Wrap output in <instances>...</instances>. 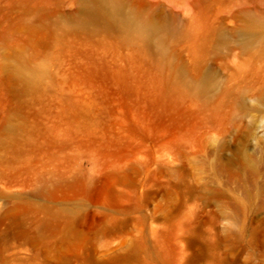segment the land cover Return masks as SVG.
Here are the masks:
<instances>
[{
	"label": "rangeland",
	"instance_id": "obj_1",
	"mask_svg": "<svg viewBox=\"0 0 264 264\" xmlns=\"http://www.w3.org/2000/svg\"><path fill=\"white\" fill-rule=\"evenodd\" d=\"M123 1L0 0V264H264V0Z\"/></svg>",
	"mask_w": 264,
	"mask_h": 264
},
{
	"label": "bare ground",
	"instance_id": "obj_2",
	"mask_svg": "<svg viewBox=\"0 0 264 264\" xmlns=\"http://www.w3.org/2000/svg\"><path fill=\"white\" fill-rule=\"evenodd\" d=\"M123 7V0H83L81 6L82 10H84L87 15L93 16L95 14H102L111 20H118L121 24L136 31L138 36L144 38L145 40H152L165 30V25L157 23L151 17L138 20L135 8L132 9L131 13L121 16ZM258 25L259 22L257 20H249L245 27V31L249 32V34L251 32L253 33L257 29ZM208 78V75L203 76L201 78V82L206 83Z\"/></svg>",
	"mask_w": 264,
	"mask_h": 264
}]
</instances>
